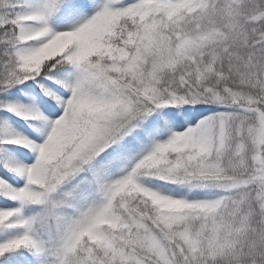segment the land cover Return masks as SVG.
I'll use <instances>...</instances> for the list:
<instances>
[{
  "label": "snow or ice",
  "instance_id": "obj_1",
  "mask_svg": "<svg viewBox=\"0 0 264 264\" xmlns=\"http://www.w3.org/2000/svg\"><path fill=\"white\" fill-rule=\"evenodd\" d=\"M0 264H264V0H0Z\"/></svg>",
  "mask_w": 264,
  "mask_h": 264
}]
</instances>
